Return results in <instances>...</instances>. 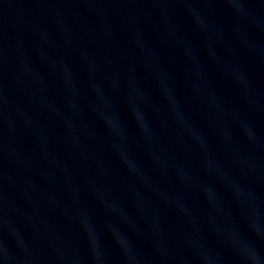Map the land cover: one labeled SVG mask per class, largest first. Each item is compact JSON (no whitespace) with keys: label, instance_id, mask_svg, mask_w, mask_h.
<instances>
[{"label":"water","instance_id":"1","mask_svg":"<svg viewBox=\"0 0 264 264\" xmlns=\"http://www.w3.org/2000/svg\"><path fill=\"white\" fill-rule=\"evenodd\" d=\"M0 264H264V0H0Z\"/></svg>","mask_w":264,"mask_h":264}]
</instances>
